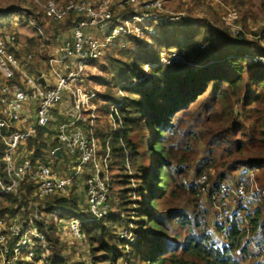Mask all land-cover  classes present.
<instances>
[{"label": "trees", "instance_id": "obj_1", "mask_svg": "<svg viewBox=\"0 0 264 264\" xmlns=\"http://www.w3.org/2000/svg\"><path fill=\"white\" fill-rule=\"evenodd\" d=\"M238 1L241 2L233 0ZM216 21L217 29L209 24H215L212 22L197 27L194 24L164 26L160 28L159 36L151 39L152 46L148 41L130 39L124 48L118 44L106 55L109 70L116 73V84L124 82L128 85L123 89L126 96L119 111L124 135L123 144L118 136L112 141L113 211L99 221L82 224V242L88 250V263L85 264H118L120 260L128 264H246L253 260L254 263H249L261 264L259 253L250 246L246 233L241 232L237 223L230 229L228 245H221L214 239L201 223L197 190L186 188L181 181L187 173L186 164L195 158L199 144L205 146L207 156L198 165V173L214 170V182L225 180L229 173L238 169L260 172L263 160L245 156L230 165L221 163V169H216L221 156L230 154L236 144L242 150V141L235 138L239 131L252 137L258 128L264 135V63L254 60L264 57V47L260 45L264 27L251 32L259 37L258 40L243 42L228 31L221 18ZM71 22L67 21L68 27ZM244 28L248 30L245 21ZM202 44L207 46L205 51L199 50ZM193 45L197 59L188 56L190 65L160 64L163 50L169 52L176 48L190 53ZM146 65L152 66L147 74L143 72ZM143 75L146 76L143 85L131 84ZM146 129L153 132L146 145L157 155L152 175L153 186L158 183L159 187L157 185L155 192L147 184L140 189L145 191V200L135 218L132 202L128 201L133 189L125 188V185L137 178L142 158L140 146L145 143L142 137L138 140L135 137L137 132ZM42 146L41 141L30 142L29 149L36 150V158L41 157ZM3 154L0 141L1 176H4ZM132 171L134 177L130 176ZM21 193L25 196L22 201L21 197L6 195L0 188L3 198L21 202L20 205L26 200L24 204L28 208L31 202L37 204L32 198V187L23 186ZM263 202L255 212L247 215L251 240L258 248H264ZM38 206L40 220L36 225L49 243L50 256L45 264H69L57 249L61 239L53 221L73 215L86 217L88 214L84 211L87 210L80 208L75 196L51 198ZM13 210V213L17 212ZM55 213L57 219H49ZM6 214V209L0 210V218H7ZM27 215L25 212L21 219ZM131 227L135 239L127 254L119 230H130ZM145 242H149V250L144 247Z\"/></svg>", "mask_w": 264, "mask_h": 264}, {"label": "built area", "instance_id": "obj_2", "mask_svg": "<svg viewBox=\"0 0 264 264\" xmlns=\"http://www.w3.org/2000/svg\"><path fill=\"white\" fill-rule=\"evenodd\" d=\"M30 1L48 24H65L71 20V36L54 49L46 70L32 75L29 68L33 65V54L22 52L16 32L0 31V141L4 147L0 188L6 195L22 197L21 188L32 187V198L37 204L31 202V205L35 207L48 199L71 198L74 192H80L88 216H72L68 226L71 236L83 241L82 224L99 221L113 211L112 141L118 136L123 144L119 111L126 96L122 95L115 104L101 99L98 91L91 88V68L118 44L124 48L130 39L150 41L159 36L160 28L185 25L188 19L186 13L170 10L165 0ZM236 16L235 12H229L224 20L232 24ZM32 26L37 35L45 37L42 25ZM239 29L233 28L232 34L240 35ZM206 47L202 44L199 50L205 51ZM175 50L161 56L160 64H191L188 50ZM254 60L264 63V57ZM40 78L45 84L39 82ZM144 80L145 75L131 84H141ZM105 106L103 117L101 111ZM48 138L52 144H48ZM31 141L43 142L41 157L36 158V150L29 149ZM57 149L61 158L55 156ZM57 163L65 165L63 172ZM127 168L130 170L129 164ZM191 170L182 183L197 190L203 227L219 244L228 245L230 229L237 223L241 232L246 233L250 246L261 253L260 262L264 264V248H258L251 240L247 218L264 201L256 172L238 169L225 180L214 182V170L198 173L197 165ZM39 220L38 212L26 219L0 218V264L48 262L49 243L36 225ZM129 232L121 229L119 237L133 240Z\"/></svg>", "mask_w": 264, "mask_h": 264}, {"label": "rangeland", "instance_id": "obj_3", "mask_svg": "<svg viewBox=\"0 0 264 264\" xmlns=\"http://www.w3.org/2000/svg\"><path fill=\"white\" fill-rule=\"evenodd\" d=\"M167 6L170 10L175 13L184 12L187 15L188 21L185 23L186 25H207V23L212 22L215 24L213 25L215 29H217V18H221V20L226 24L228 27V31H232L235 27L239 29L241 27V34L238 36L233 35L237 40L246 42L247 40L253 41L258 40L259 37L254 36L251 32L261 29L264 27V4L263 0H241L238 2H233V0H215V1H208V0H165ZM229 12H235L238 16L232 24H228L224 20V15L228 14ZM41 11L34 5L30 0H0V31L6 32H16L20 39V43L22 46V52L24 54L32 53L33 54V65L30 66L29 72L32 75H37L39 73V66L42 68L43 66L47 67L52 55L54 54V49L58 47L62 40L67 39L70 37L71 28L68 27V24H48L43 15H41ZM236 16V17H237ZM226 17V16H225ZM244 21L247 25L248 30L244 28ZM32 24L42 25L44 28L45 37L41 38L39 35L36 34L35 29L33 28ZM44 24V25H43ZM181 25V24H178ZM184 25V24H183ZM238 26V27H237ZM50 27V28H49ZM64 28V29H62ZM240 31V29H239ZM232 33V32H231ZM153 41H148L149 45ZM200 44V43H199ZM260 45L264 47V39L262 38L260 41ZM196 47V45H195ZM176 49V48H175ZM175 49H171L169 52L176 51ZM190 50L189 57L197 59L196 50L194 49V45ZM179 50V49H177ZM166 50L162 51L161 56H167L169 54ZM153 51L149 54V58H152ZM155 66V65H154ZM109 64L107 59H103L100 63H96L91 69L92 80L93 83L91 88L98 91L101 95V99L108 100V96H110L109 102L111 104L119 103L121 101V96L126 95L125 92H119L121 87L125 85V83H120L119 85L115 82L116 73L109 70ZM150 65L144 66L143 72L147 74V71L150 69ZM107 68V69H106ZM38 71V72H37ZM114 73V74H113ZM144 76V75H143ZM114 79V80H113ZM140 85L145 83V80L142 81ZM240 108V107H239ZM237 109V105H236ZM102 116L104 117L106 111L102 109ZM105 119V118H104ZM104 122H108L107 118ZM241 122V121H240ZM242 123V122H241ZM107 125V124H105ZM240 130H243L240 128ZM152 133L149 129H146L144 132H137L135 140L140 139L141 137L144 139L145 145L140 146V150L142 151V158L139 161L140 169L138 171L137 178L133 180L130 184H126L125 188L132 190L129 194L128 201L132 202V209L133 217H137V211H139L140 204L143 203L145 200V191L140 190L145 184L151 186V190L155 192L158 190L156 183L153 186L154 178L153 172L154 167L153 163L157 160V155L154 152H150L148 150L149 140L152 138ZM236 140L240 139L242 142L240 146L242 150L238 149L239 145H235L232 152L230 154L226 153L221 156L218 164L216 165V169H221L220 164L224 163L225 165H230L232 161L242 159L245 156H252V157H260L263 159L261 161L260 172H256L257 179L260 183L264 191V135L258 128L255 129L253 132V136L250 137L244 136L242 131H239L238 134L235 135ZM48 144H52L51 139L48 138ZM46 147H48L46 145ZM54 147V146H53ZM195 155V158L186 164L187 173L184 177L189 176V173L192 171L196 165L198 166L200 162L206 158L207 150L203 144H199L198 151ZM57 168L59 171L63 172L65 169V165L63 163H57ZM259 173V178H258ZM134 171L130 172V176L134 177ZM181 179V181H182ZM184 185V184H183ZM155 187V188H154ZM76 203L79 204L80 208L83 210H87V206L84 200L83 195L80 192H74ZM73 196V197H74ZM25 196L21 197V200H24ZM21 202H14L13 200H8L0 196V210L6 209L7 217L10 219H14L16 216L18 218H23V215L28 213L27 217H32L36 214V212H40L39 206H33L28 208L26 206V200L23 204H18ZM264 204V202H263ZM20 205V208H19ZM13 209H16L13 213ZM19 209V213H18ZM48 214V213H47ZM264 214V208H263ZM74 216V215H73ZM14 217V218H13ZM57 218V214L55 213L53 216H49V219L53 220L52 218ZM72 217V216H71ZM70 217V218H71ZM17 218V217H16ZM69 218H64V220L57 221L54 220L53 222L57 227V235L60 237V241L57 244L58 250L61 252L60 254L62 257L66 258L69 264H85L88 263V250L85 244L82 241L75 240L71 234L69 233V226H68ZM134 224V223H133ZM133 227L130 228L131 231ZM133 233V231H131ZM129 232V233H131ZM133 239H135V235H133ZM124 244V250L128 254L131 251L132 243L131 240L128 241L125 239H121ZM223 242V241H222ZM224 245V243H223ZM149 242L144 243V247L146 250H149ZM258 254V250H254ZM56 252V246H55ZM40 253V252H38ZM261 260V253H259L258 261ZM250 263H254L253 260L249 261ZM247 262L246 264H250ZM118 264H128L123 260H120Z\"/></svg>", "mask_w": 264, "mask_h": 264}, {"label": "water", "instance_id": "obj_4", "mask_svg": "<svg viewBox=\"0 0 264 264\" xmlns=\"http://www.w3.org/2000/svg\"><path fill=\"white\" fill-rule=\"evenodd\" d=\"M39 82L42 83V84H45V81H44L43 78H40ZM55 156H56L57 158H61V157H62V155H61V151H60L59 149L56 150Z\"/></svg>", "mask_w": 264, "mask_h": 264}, {"label": "crops", "instance_id": "obj_5", "mask_svg": "<svg viewBox=\"0 0 264 264\" xmlns=\"http://www.w3.org/2000/svg\"><path fill=\"white\" fill-rule=\"evenodd\" d=\"M66 24V23H65ZM64 24V25H65ZM50 28V27H49ZM62 29H64V28H62ZM70 33H71V30H70ZM71 35V34H70ZM46 69H45V67L43 66L42 68H40V66H39V73H41V72H43V71H45ZM38 72V71H37Z\"/></svg>", "mask_w": 264, "mask_h": 264}]
</instances>
